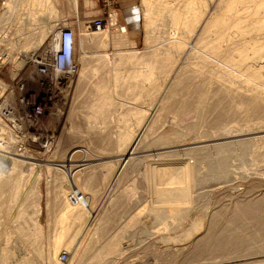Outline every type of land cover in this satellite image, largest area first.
Listing matches in <instances>:
<instances>
[{"label":"rangeland","instance_id":"obj_1","mask_svg":"<svg viewBox=\"0 0 264 264\" xmlns=\"http://www.w3.org/2000/svg\"><path fill=\"white\" fill-rule=\"evenodd\" d=\"M12 1H15V0H7V1L6 0H0V86L6 88V85H10L14 81H17V78H21V84L23 83V87H22V85H20V86L23 88V90L25 92L27 86H26V83H24V78H25V75L27 74L29 68H31V67H29L28 63L23 64L24 57H22V55H24L28 51L31 53L32 50L40 48L43 45V43L45 42L46 38L50 34H53L54 32L50 31V29L48 27H45L47 20L43 19L44 17H42V16L46 17L47 16L46 14H48L50 11H49V9L44 8L42 3H41L42 5H41V4L35 3L34 0H18L19 4L17 3L16 9H13L14 7L11 4L9 6H7V8H5L6 2H12ZM107 1H109L111 3L110 10L116 14V18L118 19L119 24H117V27L120 28V26H121L122 28L126 29V32H127L126 35H127L128 41L130 42V44H129L130 46L125 47L126 48L125 51H127V52H130V51L139 52L141 54V62L139 65L135 66V64H128L125 60H122L119 57L117 58V56H118L117 53L120 52L121 50H123V48H124V47H121L118 44L114 43V41H112L113 33L114 32H116V33L120 32V30L118 28L116 29L113 27V28L106 29L109 32L108 33L109 41H107L106 45H101V43H98L97 41L88 43L87 39L89 38V33L91 31L95 32L93 30V27L91 25L89 26L88 21L91 19L92 16L100 15V13L105 8V4H106L105 0H51L50 1L53 4V5L51 4L52 5L51 7H55L56 11H57V12L56 11L54 12L56 14H54V16H53V20L57 19L56 21H54L56 23V28L58 27L59 22L63 21V20H64V22H66V21L70 22L72 27H74L76 29V33H78V29L80 27V38H79L80 41L78 44L79 46L77 48V53H78L77 58L81 64L80 65L81 69H80V72L78 74V77H76L73 80V84L72 83L70 84L71 88H70V86L68 87V91L66 93V98L63 97L62 99H60L58 101V103L60 105L56 106V108H55L56 112L51 113L47 117L48 112L44 111L33 122V124H35V125L29 126V127H26L23 125L24 127L21 126L22 129H15V128L13 129L14 134H16V136H18V138H16L17 143L16 142L14 143V149L16 152H19L20 154L21 153L22 154L20 156H18L16 154L11 155L10 150H9V152L7 151L8 149H4V150L0 151L2 158L3 159L5 158L3 160L4 166L7 165V167H5V170H1V173H0V179H1L0 180V264H6L8 260H11L10 261L11 263L8 261V264H49V263L50 264H99L100 262H101V264H148V263L149 264H159L161 262V260L158 259L157 257H159V256H160V258L164 257V255L166 253L168 254L169 250H171V248L174 245H176V243L177 244H179V243L184 244L185 242H188L190 238L195 239L196 235L199 233V231H202L203 228H204V231H208V230H210V228L212 229V231L218 230V229L220 232L223 231L221 233L222 238L220 240H218L216 242H211V245H210L211 247L209 248V250L212 249V252L215 253V252H222L223 250H226L227 249L226 246H235V245L241 246L242 239L240 238L239 232L245 231V234H247L246 231H250V230L256 231L257 230L256 229L257 224L259 222L262 223L264 221V214L259 216L260 219L259 218L258 219H252V217H254L252 214L250 215L251 216L250 218H246V217L245 218L244 217L243 218H236V217H234V214L236 215V213L244 212L245 210H246V212L247 211L249 212L250 208L247 209V207H245V205L249 201L252 202L254 200V202H252L253 206H257V204L260 203L257 207H254V209H252L250 212L256 211L257 209H255V208H259L260 205H264L263 204L264 201H262V199L264 197V196H262V195H264V163H262L259 167L258 163H254V161L253 162L251 161L254 157L256 158V156L257 157H259L260 155L262 156V151L264 152V149L262 150L261 147H264V145H263L264 140H262L263 146L260 144L259 146H261V147L260 148L258 147L257 150H256V148H253V150L255 151L254 152L252 150V146L251 145L249 146V142H248L249 139L247 140V138L241 137L245 133V131L240 132V129H243L242 127L247 125L246 121L247 120L250 121V119H249L250 116H252V115L254 116V117L252 116L253 120H252V117H250L252 121H257L256 119H260L261 118L260 116L263 114L261 113V111H258L255 109L253 110V108H247V106H246V107L242 108L243 110L240 111L242 116H239L240 113L237 112V109H234L235 107H233V108L231 107L230 108L231 110L229 109V107H230L229 103L226 102V100L222 99V96L224 97V95H221V94H219L220 96H213V99L211 97L209 100L205 101L203 103V106L205 107V109L204 108L201 109L198 105H196L198 102L195 99L197 91L193 88L194 86L192 87L193 90L190 87L194 83L199 84V86H201L202 88L212 86L213 80L211 82L209 81V78H208V80H206L207 74L205 76H202L198 73L193 74L194 71L186 70L184 73L185 75L183 74L181 76L182 80L180 82H182V83L181 84L179 83L176 86V89H175L176 91L173 93V99H170L171 100V101L169 100L170 102L168 101L166 107L168 108L172 104H174V105L179 104L181 106L183 103L187 104V106L185 108L181 109V111L184 110L183 112L180 111L179 113H176V114L174 112H172L171 110H168L169 108L168 109L166 108V110L162 111V113H161L162 116L159 115L158 118L156 117V120H157V122H155L156 123L155 125L157 127L156 129H159V127L161 128V126H162L163 129L168 128V130L166 133H164L162 135L163 137H161L159 140H157L154 143V145L151 146L153 151L151 149L149 152H147L143 156V154H141L137 150L133 149L135 146V143L131 142L132 144H129L130 143V141H129L128 142L129 146H128V144L124 146L126 149L124 147H122L124 144L123 145L119 144V142H118L120 140L119 136L125 135V132H127L126 129L129 128L128 125L130 126V124L132 125L133 123L136 122L132 116H135V114L137 112L134 113V115H132V116L130 115L131 114L130 112L133 113L135 108H139V109H141V107L146 108L149 105V102L151 104V102L153 101L152 104H154L156 101H157L156 103H158L161 100V97L156 98V96L154 97V100L147 99V94L144 92V90L139 93L138 88H140V86H138V84H136V81L133 78V74H135V71L140 73L139 79L142 82V88H145V83H144V80H146V78L144 76L145 70H146V72L150 71V67H151L152 71H154V74L155 73L157 75L161 74L162 69H163L162 66L160 65L161 63H159V62L157 63L155 61L149 62L147 60V55L145 54V52H147L148 50L152 51L153 48L155 47L153 45L151 46L150 43H147V39L149 41H150V39L151 40H153V39H164V40L168 39L169 36L167 35V32H168L167 30H169L168 27L171 26V23H170L171 21H169V19L166 18V16H168V14H167L168 12H166V11L162 15L160 14L158 16V14L155 11V10H157V8L154 9L152 7L154 14H150V13H152V11L147 8L148 6H147V4H145L144 0H107ZM172 1H173L174 5L171 7L172 8L171 14L173 13V10H174L173 8H175V5L178 6L177 9L180 12V10H182V8L186 5V3L189 2V0H179L180 2L178 0H172ZM205 1H207V3L209 4V5L207 4V6H209L208 9L210 12L212 9H214L217 6V3H218V2H216V0L215 1L214 0L213 1L205 0ZM4 2H5V4L3 6ZM47 2L49 3L48 0H47ZM151 2H152V5L155 7L156 2H159V1L151 0ZM178 3H181V5H179ZM184 3H185V5H184ZM35 4L37 6H35ZM128 5H130L132 10H135L134 13L136 15V18H134V19H136L138 21V28H136V30L134 29L133 31L130 30L128 27H126L125 23H123V21L121 20V17H120V10L119 9H122V8L128 9ZM211 6H214V7H211ZM3 7L5 8L4 9L5 11H8L7 9H9V11H8L9 14L6 13L8 15H6V14L3 15V11H2ZM42 7H43V9H45L44 10L45 12L43 10H41L43 12L38 10V8H42ZM62 7H64V8H62ZM31 10L33 11V12H31V14H33V16H34L33 18L36 21L34 19H31L32 15H31V17L29 16L30 19L27 16V13ZM148 10H150V12H148ZM47 11H49V12H47ZM12 12H14V13H12ZM148 13H149V15H148ZM169 13H170V11H169ZM11 14H12V16H10ZM36 15H37V17L35 18ZM50 15H52V14H50ZM147 15L149 17L151 16L153 18H156V17L161 18V22L157 21V23L160 24V26L157 28L154 27V29L157 30L156 31L157 35L155 36V34H154V37H152V35H151V34H153L152 31H154V29L152 31L149 30V28L151 27L150 23L147 27V24H148L147 21L151 22V17L149 18ZM3 16H4V18H3ZM38 17H40V18H38ZM54 17H55V19H54ZM77 19H78V21H77ZM154 22L155 21L153 20V24H152L153 26H154ZM161 23L163 25H166V26L162 27ZM32 24H33V26H32ZM165 27H166V30H164ZM158 28H159V30H158ZM12 31H14V32H12ZM17 33H18V35H17ZM35 34H37V35H35ZM15 35H16V37H15ZM148 35H150V36L148 37ZM250 37H252V36H250ZM8 38H9V40H8ZM174 38H177V37L175 36ZM32 39H33V41H32ZM83 42L85 44H87V46H85L83 44ZM30 44H31V46H30ZM12 45H13V47H12ZM115 45H117V46H115ZM157 46L158 45H156V47ZM7 47H9V48H7ZM105 52H108L109 54L112 53L111 56L113 57V60H114L113 65L109 66L108 64H106L107 62H105L103 60L100 61L99 65L96 64L97 61H90L93 56L101 55V54H104ZM83 53L85 54V56L89 57L88 60L90 62H88L86 64L82 63L81 59H79V55L83 54ZM142 54L145 55L144 58H142V56H143ZM21 62H22V64H21ZM209 64H211V65H208L210 67H208L207 69H209L211 72H213V70L215 68H218L217 66H219V63L216 61H213ZM19 65H20V67H19ZM211 69H213V70H211ZM16 70H17V75L13 78V73ZM214 72H216V69L214 70ZM174 74H175V72H174ZM191 75H194L195 79ZM199 75H200V77H199ZM122 79H123V81H122ZM128 80H129V82H128ZM186 83H190V84H186ZM200 83H202V84L200 85ZM16 85L17 84H14V87H12V88L14 89L15 92H18L17 91L18 88ZM156 86H157L156 84H153L151 86V88L152 87L155 88ZM213 86H215L214 88L217 87L215 84ZM146 88H147V86H146ZM189 89H190V91H189ZM8 90L9 89H6L1 95L4 97L7 94ZM20 91H21V89H20ZM101 92H103V93H101ZM61 93H62V91H61ZM191 93H195V94L193 95ZM174 94H176L175 95L176 97L174 96ZM103 95H104V97H103ZM209 95L211 96V95H213V93L210 92ZM189 97H190V99H189ZM103 98H105V100H103ZM106 98H108V99H106ZM217 98H218L219 102L217 101ZM183 99L185 100V102L183 101ZM211 99H212V101H210ZM236 99H237L239 105L241 103V100H244L240 97H236ZM238 99L239 100L241 99V100L239 101ZM98 103H99V105H98ZM211 103L212 104L214 103L213 104L214 106ZM152 104H151V107H152ZM101 105H103V106H101ZM207 105H208V107H207ZM111 106H113V107H111ZM138 106H140V107H138ZM195 106L196 107L198 106V108H195ZM212 107L214 110L216 109L215 112L213 109H212L213 111L209 110ZM89 108H91V109L93 108L94 110H98V109L103 110V108H104V111L102 113V117H103L102 121L104 122V126L102 124L103 122H100L99 119L96 117L97 116L96 113H91V112L87 113L86 110ZM223 108H225V109H223ZM114 109H116V110H114ZM199 109H201V111L203 113ZM232 109H233V111H232ZM247 109L249 110V112ZM227 110H230V111H227ZM218 111L220 114L225 112L227 114V116L225 117V114H222V116H224V117H221L220 114H217ZM169 112H170V114H169ZM234 112H235L237 117L233 116V118H232L231 115L234 114ZM247 112H248V114L249 113L250 114L252 113V114L251 115L249 114V117H247L245 119L244 116H247L245 114ZM108 114H110V115H108ZM243 114H244V116H243ZM258 114H259V116H258ZM121 115H123V116L121 117ZM117 116H118V118H117ZM109 117H111V118H109ZM215 117H216V121H213V118H215ZM219 117H221L222 119H220ZM242 117H243V119H242ZM262 118H264V117H262ZM218 120H220L221 122L223 121L222 123L228 121L226 124L229 127L228 128L229 129L228 134H225L224 132H220V133H224V135L219 134V127H216L217 123H218V125L220 124V121H218ZM108 121H109V124H107V123L105 124V122H108ZM116 122H118V123H116ZM234 122H235V124H234ZM237 122L239 124H236ZM204 123H206L207 126ZM242 123L245 125H243ZM94 124H95V126H94ZM96 125H98V127ZM146 125H147V123L145 121L141 125V129L138 132L139 134L143 132ZM202 125H204V126H202ZM211 125H213L215 128ZM236 125L239 127H237ZM96 128H97V131H96ZM204 128H206V129H204ZM233 128L235 130L236 129L237 130L234 131ZM163 129L161 128L159 131H161ZM18 130H21V131H18ZM213 130H215V131H213ZM155 131L157 132L158 130H155ZM204 131H206V132H204ZM93 133H94V135H93ZM262 134L263 135H260V136H262L264 138V130H262ZM34 135H35V137H37V135H38L37 139H40L43 144H47L49 141H51L52 146H50L49 150L44 149V147H40V145H38V143L35 142V140L31 141L30 138L31 137L33 138ZM198 146H200V147H198ZM25 147L28 148L30 151L26 150ZM181 148L183 151L181 150ZM201 149H203V150H201ZM216 149H218V150H216ZM219 150H221V151H219ZM154 151H155V153H154ZM158 151L165 152L166 154H168L170 156H177V157H180V156L186 157L187 156L191 161L194 162V166L190 170H188V174L186 175V177L184 176V178H183L179 174H177L173 178L172 177V173L174 172L172 169L173 167L171 165H168V164H167L168 166L162 165L158 168V170L156 169L155 174H156V172H157V174L156 175L154 174V178L151 180V182H147L148 183V186H147L145 181H143V174L145 171V166L147 165L146 161L152 160ZM184 151H185V153H184ZM219 152H220V156L218 155ZM180 153H182L183 155ZM253 153L254 154L256 153V154L254 155ZM121 154L124 157H122ZM174 154H176V155H174ZM184 154H185V156H184ZM10 156H11V159H10ZM13 156H15V158ZM68 157H70V158H68ZM131 157H137L138 158V161L136 164H134L132 162ZM27 158H29V159H27ZM80 159H81V161H80ZM130 159H131V161H130ZM261 160H264V159H261ZM33 161H36L35 164H33V165H36L37 162H38L37 164L42 165L41 170L39 171L40 176L38 175V173L36 174V171L34 170L35 168H33L34 166L31 165ZM29 163H31V164H29ZM51 163H53V164H51ZM128 163H130V164H128ZM252 163H253V165H252ZM109 164L111 165L112 168L110 167ZM255 164L256 165L258 164V165L256 166ZM57 165H59V167ZM73 165H74V167H73ZM75 165L77 168L75 167ZM129 165H131V166L129 167ZM9 166H11V167H9ZM163 166H164V168H162ZM14 167H15V169H13ZM108 167H110V169ZM205 167L207 168V170H209L210 167L214 171L218 170L220 172V176H218V174H214L215 175L214 177L209 176L207 173L204 172ZM214 167H215V169H214ZM253 167H255V168H253ZM38 168L39 167H37L36 169H38ZM72 168H73V170H72ZM167 168H169V169H167ZM206 168H205V170H206ZM245 168L248 169L247 171L248 172L250 171V173L253 171L252 175L250 173H248ZM130 169H131V171H130ZM259 169H261L262 172ZM63 170H65V171H63ZM191 170H192V172H190ZM12 172H14V173H12ZM40 172H41V174H40ZM222 172H224V173H222ZM257 172H258L259 176L261 175L260 177L257 175ZM21 174H23V175H21ZM8 175H11V176H8ZM110 175H112V176H110ZM156 176H157V178H156ZM2 177H4V179H2ZM5 177H7V178H5ZM115 177H116V179H115ZM8 178H9V180H8ZM28 178L30 180H28ZM136 178L138 180H136ZM172 178H173V180H175V179L180 180L181 179L180 185H182V186H179V187H180V190L182 188L181 192L183 194L185 193L184 194L185 197H183V198L189 199V202L184 205V208H185V210L183 208L184 212L180 213L181 211L178 212V211H175L173 209L172 210L162 209V211L161 210L158 211L157 214H155L154 212L151 213V211L147 207L149 205L153 204V203L151 204V202H150V200H152V199H153L152 201H155L158 204L159 203L164 204L165 202H167V203L172 202L173 206L175 207L176 210H178L176 208V206L179 207L180 205H183L185 203L184 201L180 202V201H176L177 199H173V198H176V196H174V194L178 193V195H179L180 190H179V187H173V185L170 186L171 182L173 181ZM201 179L203 180V182ZM166 181H167V183H166ZM37 183H38V185H37ZM133 184L134 185L136 184V185L134 186ZM167 184H169V188H168ZM254 184H255V186H254ZM84 185H86V186H84ZM188 185H192L190 187L191 189L186 188V187H188ZM128 186H130V187H128ZM144 186H146L147 188L144 189ZM163 186H164V192L165 193L160 195V196H157L154 192H156L157 189L160 187L163 188ZM131 187H133V188L135 187L137 189V190H134L135 192L137 191L136 193H134L136 195L135 197L133 196L134 198H132V197L128 198L126 196L127 192H129V193L134 192V191L130 190ZM253 187H254V189H253ZM37 188L39 189L38 195L35 192V190ZM183 188H184V191H186V192L183 191ZM246 188H249V189H247L249 191L245 190ZM257 188H259V189H257ZM144 190H146V192ZM251 190H254V192L251 193ZM123 191L126 193L125 196H123L124 195ZM194 191H195V193H194ZM151 192H153V193H151ZM244 192L245 193L247 192L246 193L247 195L244 194ZM249 193H250V195H248ZM253 193H255V195ZM256 194H258V195H256ZM39 195H40V197H37ZM57 195L59 198H55V197H57ZM119 195H121V196H119ZM259 195H260V197H259ZM83 196H84V198H83ZM114 196H117L118 201H115ZM111 197L112 198L114 197V199H112ZM119 197H121L120 200H119ZM257 197L259 198L260 202H259V200H257L258 199ZM36 198H38L37 200L39 202H37V203H39L40 206L38 204H37L38 206L36 205ZM226 198H227V200H226ZM228 198H230L231 200ZM240 198H243L241 200H246V201H243V203L244 202L245 203L241 206H240V204H242L241 203L242 201L239 200ZM248 198H249V200H248ZM49 199L51 200V203H52V206L54 209L50 213H49L50 210L48 211V209H47V207H49V206H47L48 205L47 202ZM53 199L54 200L57 199V200L54 201ZM127 199H130L131 201H129ZM235 199L238 200V202ZM79 200H81V201H79ZM110 200L112 203L110 202ZM233 201L234 202L236 201V202L234 203ZM218 202L220 203V205ZM172 203H171V205H172ZM254 203H255V205H254ZM175 204H176V206H175ZM81 205H83V206H81ZM88 205L91 208H89ZM237 205H239V206H237ZM195 206H197V207H195ZM243 206H244L245 210L243 209ZM37 207L39 208V212L37 211L38 210ZM78 207H79V209H78ZM85 207H86V209H85ZM232 207H234V208H232ZM236 207H239V209L242 208V210L240 209L239 211L236 212L235 211ZM186 208H187V210H186ZM214 208H216V210ZM260 208H262V207H260ZM56 209H58V210H56ZM83 209L87 210L88 213L86 214V211ZM220 209L223 212H221ZM218 210L220 212V215H219L220 217H213V215L216 214L218 212ZM81 211L82 212L85 211V212L82 213ZM148 211H150V212H148ZM163 211L166 213V215ZM171 211H172V213H170ZM174 211H175V213H174ZM162 212L164 213V215ZM227 212H229V213H227ZM261 212L264 213L263 210ZM261 212H260V214H261ZM184 213H186V214H184ZM53 214H54V217H53ZM36 215H38V216H36ZM178 215H180L181 217L179 218ZM102 216L104 219L102 218ZM164 216H166V217H164ZM106 217H108V219ZM60 218H62V219H60ZM216 218H219L218 222H217ZM157 219H159L160 223ZM173 219H175V220H173ZM178 219H179V221H178ZM229 219L232 221V224L234 226H231V225L229 226V222L231 224V221ZM234 219L236 221H234ZM19 220H20V222H19ZM34 220H35V222H34ZM81 220H83V221H81ZM155 220L157 221V222H155L156 224L154 223ZM176 220H177V222H176ZM213 220H214V222H213ZM237 220H239V221H237ZM104 222H106V224ZM237 222H239V223H237ZM35 223H36V225H35ZM178 223L180 225L179 229L176 227V225L178 226ZM208 223L209 224L212 223L211 226H208ZM217 223H219V224H217ZM234 223H236L238 226L241 225L242 229L238 228L239 230H235V228L237 229V225ZM32 224H33V226H32ZM103 224L105 225V230L102 231V233H100V236L98 235L99 233L95 234L96 230L99 228V226L103 225ZM154 224L155 225L158 224V226H156V227L160 228V229H157V228L155 229ZM213 224L215 225L214 227H213ZM59 225H62V226H59ZM17 226H18V228H17ZM35 226H38L39 230L37 227L35 228ZM107 226H109V227H107ZM165 226H166V229L164 228ZM190 226L192 227L191 228L192 232L190 231L191 230ZM207 226L209 227L208 230H207ZM170 228H171V231H170ZM193 228H194V230H193ZM186 229H187V231H186ZM16 230H17V232H16ZM81 230H82V232H81ZM110 230H111V232H110ZM125 230H127V231H125ZM156 230H158V231H156ZM162 230H164L165 232ZM119 231H120V234H119ZM188 231H190V233ZM259 231L262 234H264V229H259ZM97 232H98V230H97ZM181 232H184V233H181ZM115 233H117L119 236ZM114 234L117 235V238H112L113 236L115 237ZM32 235H34V236H32ZM176 235H177V237H176ZM9 237H10V239H9ZM98 237L100 239L99 241L97 240ZM128 237H129V239H128ZM112 239L120 242L118 247H116L118 255L117 254L114 255V253L106 255L107 249L109 247H111V245H113L112 243L115 242V241L112 242L111 241ZM184 240H185V242H184ZM4 241L7 245L5 243H3ZM106 241H108V243ZM221 242L224 243V246H222ZM104 243H105V245H104ZM115 244H116V242H115ZM257 244H258V242H257ZM262 244L264 245V243H262ZM52 245H53V247L58 248V251H57L58 253H56L57 255L55 253H52L53 258L55 256L56 257L53 260H49V258H47V255H45L44 253H46L49 246L52 247ZM57 245H60V246L57 247ZM250 245L253 248L254 244H253V246H252V244H250ZM3 246H6V248L8 249V252H6L7 250H5V252L3 251L4 250V249H2ZM102 246H104V248ZM10 247L13 249L16 248L15 257L14 258L11 257L10 259L8 257L5 260V259H3L4 258L3 256H4V254L9 253V251L11 250ZM167 247H168V249H167ZM243 247L244 248L248 247V245H246V242L244 243ZM9 248H10V250H9ZM35 248H38V249L36 250ZM161 248H163V249H161ZM100 249H101V252H100L101 254H102V252L105 251L104 249H106V252L103 253L104 255H101V254L98 255ZM25 250L28 251V252L26 251L27 257H26L25 261L17 262L16 261L17 256L20 255L21 252L25 253L24 252ZM62 250H66L68 252V254H67V259L65 261H61V263H60V262H58L59 260H57V258L59 259L58 255H59V252ZM198 250H199V248H198ZM1 252L3 253V255ZM194 252H196V251H194ZM194 252H193V254L197 253V252L196 253H194ZM212 252H209V253H212ZM43 254L46 257L45 256L43 257ZM161 255H163V256H161ZM5 256H8V255H5ZM103 256H106V258L101 259V257L103 258ZM13 259H15L16 262H14ZM97 259H99V261ZM180 259L181 260L179 261V263L182 261V259L188 261V259H190V258H184L183 257ZM4 260L6 261V263ZM22 262H24V263H22Z\"/></svg>","mask_w":264,"mask_h":264},{"label":"bare ground","instance_id":"obj_2","mask_svg":"<svg viewBox=\"0 0 264 264\" xmlns=\"http://www.w3.org/2000/svg\"><path fill=\"white\" fill-rule=\"evenodd\" d=\"M35 3H38V4H43L44 8H47L49 9V13L46 14L47 16H42L44 17L43 19L47 20V23L45 24V27H48L50 29V31L54 32L53 34H50L52 35L53 37L56 36L57 34V29L56 27H54L56 25V23L54 21L56 20H53V16L55 11H56V8L55 7H51L53 4L50 2L51 0H48L49 3L47 2V0H34ZM145 1V4H147V8L150 9L152 11V13L150 14H154L153 10H152V7L155 9L157 8L156 13L158 14V16L163 13L168 12V16H166V18L169 19V21H171V26L168 27L169 30H167V35L169 36L168 39L164 40V39H153L150 41L147 39V43H150L151 46H155L153 48L152 51H147L145 52V54L147 55V60L149 62L151 61H155V62H159L161 63L160 65L162 66V72L161 74H154V71H152L151 67H150V71H147L145 70L144 72V76L146 78V80H144V83H145V88L147 86V88H142V82L141 80L139 79V72H136L135 71V74H133V78L135 79L136 81V84H138V86H140V88H138V92H142L144 90V92L147 94V99L149 100H154V97L156 96V98L158 97H161V100L160 102L158 103H153V101L151 102L152 104V107H151V104L149 102V105L146 107V108H142L139 109V108H135L134 112H130L131 116L135 114V116H132L134 119H135V123H133L132 125L130 124V126L128 125V129H126L127 132H125V135H121L119 136L120 140L118 141L119 144L123 145L122 147H124L125 145L128 144V142L130 141L129 144H132V143H135V146H134V150H137L138 152H140L141 154H143V156L149 152L152 148L151 146L154 145V143L159 140L161 137H163L162 135L164 133L167 132L168 128H164L161 126V128L163 130L159 131L161 128L159 127V129H156V123L157 120H156V117L158 118L159 115H161L162 111L166 110V106H167V103L170 99H173V93L176 91V86L182 82H180L182 80L181 76L185 73L186 70H191V71H194L193 74H200L202 76H205L207 74V78L206 80H208L209 78V81L211 82L213 80V83H212V86H208L206 88H202L201 86H199V84H191L192 86L190 88H193L197 91V94H196V97L195 99L198 101L196 105H198L201 109H205V107L203 106V103L207 100H209L211 97L213 99V96H220L219 94L221 95H224V97L222 96V99L226 100V102L229 103V109L232 107H235L234 109H237V112L240 113L241 110H243L242 108L246 107L247 108H253V110H258V111H261V113L263 115H261L260 119H256L257 121H252L253 120V117H252V120L251 118L249 117V110L247 113H245L247 116H244V118L246 119L247 117H249L250 121H245L247 122V125L246 126H241L243 129H240V132L241 131H245V133L242 135L241 133V137L243 138H247V140L249 139V146L251 145L252 146V150L253 148H256V150L258 149V147L260 148L261 146H259L260 144L262 145V140H264V138L260 135H263L262 134V130H264V0H216L217 3V6L211 10V12L209 11L208 7L207 6V1L205 0H189L188 3H184V7L182 8V10H180V12L178 11L177 7L175 5V8H173V13L171 14V11H172V6L174 5L173 1L172 0H157L159 2H156V5L155 7L152 5V2L151 0H144ZM179 1V0H178ZM213 1V0H211ZM215 1V0H214ZM175 2V1H174ZM180 2V1H179ZM17 3L19 4V1L18 0H15V1H12V2H6V6L5 8H7V6H9L10 4L13 5V9H16L17 7ZM182 3V2H181ZM181 3H178L179 5H181ZM41 4V5H42ZM52 4V5H51ZM31 5V4H30ZM209 5V4H208ZM214 5V4H213ZM216 5V4H215ZM29 6V5H28ZM35 6H37L35 4ZM39 6V5H38ZM183 6V5H182ZM211 7H214V6H211ZM4 8V9H5ZM34 8V7H33ZM146 8V9H147ZM9 11V9H7ZM34 10V9H33ZM36 10V9H35ZM39 11L41 10H45L42 8H38ZM150 10H148V12H150ZM6 11L8 14L9 12ZM25 11V10H24ZM27 11V10H26ZM41 11V12H43ZM170 11V13H169ZM5 12V11H4ZM3 12V13H4ZM15 12V11H14ZM12 12V13H14ZM31 12H33L32 10L29 11L27 13V16L31 17V19H34L33 17V14H31ZM45 12V11H44ZM57 12V11H56ZM6 14V15H8ZM37 14V13H36ZM149 15V13H148ZM147 15V16H148ZM166 15V14H165ZM12 16V14L10 15ZM146 16V15H145ZM29 17V19H30ZM37 17V15L35 16V18ZM56 17V16H55ZM54 17V19H55ZM149 17V16H148ZM151 17V16H150ZM149 17V18H150ZM4 18V17H3ZM40 18V17H38ZM163 18V17H162ZM35 20V19H34ZM148 20V19H147ZM153 20L155 21L154 22V26L152 25L153 24ZM36 21V20H35ZM40 21V20H39ZM42 21V20H41ZM157 21H160L161 22V18L159 17H156V18H153L151 17V22L150 21H147L148 24H147V27L150 23V28L149 30H153L154 27H159L160 24L157 23ZM33 22V21H32ZM44 22V21H43ZM42 22V23H43ZM107 25L105 28L103 29H95L93 27V31H91L89 33V38L87 39L88 40V43L90 42H94V41H97L98 43H101V45H106L107 41H109V37H108V30L106 29H109V28H118L120 30V32H112L113 35H112V41H114V43L118 44L119 46L121 47H124L123 50H121L120 52L117 53V58L119 57L120 59L122 60H125L128 64H135V66L139 65L140 62H141V54L139 52H127L125 51V47L127 46H130V42L128 41L127 39V35H126V29L125 28H122L120 26L117 27V24H119L118 22V19L116 18V15L113 13V15H111V18L107 21ZM8 23V22H7ZM38 23V22H37ZM40 23V22H39ZM18 24V23H17ZM34 24V23H33ZM32 24V26H33ZM162 24V23H161ZM30 25V24H29ZM35 25V24H34ZM41 25V24H40ZM60 26L59 27H62V26H70L72 27L71 23L68 22H64L63 21H60L59 24ZM91 24L89 23V26ZM166 25H163L162 24V27H164ZM27 27V26H26ZM30 27V26H29ZM17 28V27H16ZM33 28V27H32ZM161 28V27H160ZM20 29V28H19ZM31 29V28H30ZM72 29L74 30V33H75V61L78 65V68H77V71L75 73V75L72 77L71 75L67 76V83H66V86L65 88H63V86L61 87L62 89V93H60L61 90H58L57 92L54 93V101H53V104H52V107L51 109L48 111V114H47V117L53 113V112H56L55 108L57 105H60L58 103V101L60 99H62L63 97L66 98V93L68 91V87L70 86V84L72 83L73 84V80L78 77V74L80 72V69H81V64L78 60V53H77V48H78V44H79V38H80V27L78 29V33H76V29L74 27H72ZM17 30V29H16ZM21 30V29H20ZM19 30V31H20ZM43 30V29H42ZM46 30V29H45ZM111 30V29H110ZM159 30V28H158ZM163 30V29H162ZM166 30V27L165 29ZM177 30V31H176ZM11 31V30H10ZM18 31V32H19ZM112 31V30H111ZM150 31V32H151ZM156 31L154 29L152 37H154V34L155 36L157 35L156 34ZM14 32V31H12ZM23 32V31H22ZM159 32V31H158ZM40 33V32H39ZM16 34V33H15ZM44 34V33H43ZM42 34V35H43ZM148 34V33H147ZM18 35V33H17ZM37 35V34H35ZM45 35V34H44ZM159 35V34H158ZM166 35V34H165ZM177 38H174L175 36ZM150 35H148L149 37ZM164 36V35H163ZM252 36V37H250ZM6 37V36H5ZM11 37V36H10ZM16 37V35H15ZM18 37V36H17ZM20 37V36H19ZM29 37V36H28ZM37 37V36H36ZM43 37V36H42ZM151 37V38H152ZM165 37V36H164ZM250 37V38H249ZM12 38V37H11ZM10 38V39H11ZM167 38V37H166ZM17 39V38H16ZM44 39V38H43ZM9 40V38H8ZM36 40V39H35ZM11 41V40H10ZM9 41V42H10ZM33 41V39H32ZM28 42V41H27ZM85 42V41H84ZM83 42V44L85 46H87V44H85ZM160 44V45H159ZM162 44V45H161ZM9 45V44H8ZM7 45V46H8ZM11 45V44H10ZM156 45H158L156 47ZM31 46V44H30ZM117 46V45H115ZM132 46V45H131ZM13 47V45H12ZM5 48V47H4ZM9 48V47H7ZM6 48V49H7ZM15 48V47H14ZM36 49L32 50V51H35ZM4 51V50H3ZM13 51V50H12ZM31 51V52H32ZM138 51V50H137ZM10 52V51H9ZM7 53V52H6ZM30 52H26L24 55H22V57H24V62L23 64L27 63L28 59L29 61H31L30 57L28 56ZM144 53V52H143ZM8 54V53H7ZM112 54V53H111ZM111 54H109L108 52H105L104 54H101V55H96V56H93L91 58L90 61H97L96 64H100V61H105L107 62L106 64H108L109 66L113 65L114 64V60H113V57L111 56ZM143 55V54H142ZM114 56V55H113ZM116 56V55H115ZM145 55L142 56V58H144ZM89 57L85 56V54H80L79 55V59H81L82 63H88L90 62L88 60ZM115 59V58H114ZM213 61H216L219 63V66H217L218 68H215L216 69V72H214L213 69V72H211L209 69H207L208 65H211L209 63L213 62ZM120 62V61H119ZM154 62V63H155ZM22 64V62H21ZM20 64V65H21ZM19 65V67H20ZM124 65V64H123ZM207 65V66H206ZM115 66V65H114ZM119 66V65H118ZM125 67V66H124ZM212 68V67H211ZM33 69V68H32ZM137 69V68H136ZM115 70V69H114ZM161 70V69H160ZM117 71V70H116ZM187 71V72H188ZM33 72V71H32ZM175 72V74H174ZM211 72V73H210ZM158 73V72H157ZM54 75H57L56 73H53ZM110 74V73H109ZM115 74V73H114ZM17 75V70L13 73V78ZM112 75V74H111ZM142 75V74H141ZM185 75V74H184ZM199 75V77H200ZM194 79V75H191ZM184 77V76H183ZM198 77V78H199ZM132 78V79H133ZM187 78V77H186ZM191 78V77H190ZM192 78V79H193ZM114 79V78H113ZM112 79V80H113ZM204 79V78H203ZM202 79V80H203ZM123 81V79H122ZM187 81V80H186ZM116 82V81H115ZM129 82V80H128ZM133 83V82H132ZM193 83V82H192ZM14 84H17V88H18V92H15L14 89L12 87H14ZM111 84V83H110ZM153 84H156L157 86L155 88H151V86ZM186 84H190V83H186ZM202 83H200L201 85ZM207 84V83H206ZM216 85L217 87L214 88L215 86L213 85ZM6 85V84H5ZM21 85V78H17V81H14L13 83H11L10 85H6V88L4 87H1L0 86V95L6 90V89H9L7 94L5 95V98L6 99V102L8 104H12L11 106L15 109V106L20 104V99L22 97V95L24 94V90H23V85L22 87L20 86ZM204 85V84H203ZM210 85V84H209ZM114 86V85H113ZM112 86V87H113ZM67 87V88H66ZM71 88V86H70ZM178 88V87H177ZM192 88V90H193ZM21 89V91H20ZM184 90V89H183ZM180 91V90H179ZM182 91V90H181ZM190 91V89H189ZM195 91V92H196ZM98 92V91H97ZM127 92V91H126ZM164 92V93H163ZM213 93V95H209V93ZM17 93V94H16ZM103 93V92H101ZM177 93V92H176ZM180 93V92H179ZM184 93V92H183ZM100 94V93H99ZM138 94V93H137ZM145 94V95H146ZM191 94H195V93H191ZM102 95V94H101ZM162 95V96H161ZM176 94H174L175 96ZM180 95V94H179ZM24 96V95H23ZM108 96V95H107ZM114 96V95H113ZM112 96V97H113ZM141 96V95H140ZM139 96V97H140ZM187 96V95H186ZM190 96V95H189ZM192 96V95H191ZM2 97V95L0 96ZM104 97V95H103ZM115 97V96H114ZM176 97V96H175ZM179 97V96H178ZM188 97V96H187ZM236 97H240L244 100H241V103L240 105L238 104V101L236 99ZM102 98V97H101ZM143 98V97H142ZM184 98V97H183ZM215 98V97H214ZM219 98V97H218ZM218 98H217V101H218ZM108 99V98H106ZM114 99V98H113ZM190 99V97H189ZM212 99L210 101H212ZM103 100H105V98H103ZM192 100V99H191ZM223 100V101H224ZM239 100V99H238ZM239 100V101H240ZM138 101V100H137ZM171 101V100H170ZM169 101V102H170ZM174 101V100H173ZM183 101L185 102V100L183 99ZM193 101V100H192ZM216 101V100H215ZM188 102V101H187ZM219 102V101H218ZM217 102V103H218ZM225 102V103H226ZM106 103V102H105ZM201 103V104H200ZM209 103V102H208ZM216 103V102H215ZM104 104V103H103ZM111 104V103H110ZM113 104V103H112ZM134 104V103H133ZM170 104V103H169ZM212 104V103H211ZM214 104V103H213ZM212 104V105H213ZM99 105V103H98ZM120 105V104H119ZM178 105V106H177ZM172 104L171 106H169L167 109L168 110H171L172 112H174L175 114L176 113H179L181 111V109L185 108L187 106V104H182L181 106L179 104ZM193 105V104H192ZM217 105V104H216ZM215 105V106H216ZM221 105V104H220ZM219 105V106H220ZM224 105V104H223ZM227 105V104H226ZM225 105V106H226ZM103 106V105H101ZM129 106V105H128ZM198 106L195 108H198ZM214 106V105H213ZM100 107V106H99ZM110 107V106H109ZM113 107V106H111ZM122 107V106H121ZM140 107V106H138ZM208 107V105H207ZM96 108V107H95ZM108 108V107H107ZM115 108V107H114ZM126 108V107H125ZM188 108V107H187ZM215 108V107H214ZM220 108V107H219ZM226 108V107H225ZM223 108V109H225ZM112 109V108H111ZM117 109V108H116ZM114 109V110H116ZM201 109H199L201 111ZM208 109V108H207ZM213 107L209 110H212ZM222 109V110H223ZM109 110V109H108ZM107 110V111H108ZM214 110V109H213ZM212 110V111H213ZM218 110V109H217ZM221 110V109H220ZM219 110V111H220ZM231 110V109H230ZM230 110H227V111H230ZM87 113H96L97 114V118L99 119L100 122H103V117H102V113L104 111V108L103 110L102 109H98V110H94L93 108H89L86 110ZM110 111V110H109ZM131 111V110H130ZM184 111V110H183ZM181 111V112H183ZM189 111V110H188ZM216 111V109L214 110V112ZM218 111L217 114H220ZM233 111V109H232ZM236 111V110H235ZM116 112V111H115ZM202 112V111H201ZM236 112V113H237ZM110 113V112H109ZM203 113V112H202ZM229 113V112H228ZM260 113V114H261ZM121 114V113H120ZM170 114V112H169ZM216 114V113H215ZM222 114H225V117L227 116V114L224 112V113H221L220 116L221 117H224L222 116ZM252 114V113H251ZM250 114V115H251ZM90 115V114H89ZM93 115V114H92ZM91 115V116H92ZM110 115V114H108ZM113 115V114H112ZM129 115V114H128ZM123 115H121L122 117ZM162 116V115H161ZM169 116V115H168ZM175 116V115H174ZM232 118L233 116H236L235 112L234 114L231 115ZM230 116V117H231ZM239 116H242L241 113L239 114ZM259 116V114H258ZM257 116V117H258ZM114 117V116H113ZM112 117V118H113ZM178 117V116H177ZM185 117V116H184ZM212 117V116H211ZM217 117V116H216ZM216 117L213 118V121H216ZM221 117H219L220 119H222ZM237 117V116H236ZM5 118H8L12 121H14V126L16 128H19V129H22V127L26 126V127H29V126H33L35 124H33L32 122H26L24 120H20V113L17 111L15 113H13V110H12V114L11 115H4V114H0V151L4 150V149H8L7 151L11 152V155H18L20 156L21 154L19 152H16L15 149H14V143L16 142V138H18V136H16V134H14V130H13V127H11L9 125V122L5 119ZM38 118V117H37ZM36 118V119H37ZM111 118V117H109ZM118 118V116H117ZM124 118V117H123ZM131 118V117H130ZM198 118V117H197ZM160 119V118H159ZM215 119V120H214ZM227 119V118H226ZM243 119V117H242ZM255 119V118H254ZM263 119V120H262ZM113 120V119H112ZM123 120V119H122ZM204 120V119H203ZM224 120V119H223ZM237 120V119H236ZM91 121V120H90ZM97 121V120H96ZM116 121V120H115ZM121 121V120H120ZM146 121L147 125L146 127L144 128L143 132L142 133H138L139 130L141 129V125ZM220 121V120H218ZM227 121V120H226ZM238 121V120H237ZM88 122V121H87ZM99 122V123H100ZM112 122V121H111ZM212 122V121H211ZM223 122V121H222ZM220 121V124L216 125V127H219V134H228V126L226 125L227 122H224L222 123ZM230 122V121H229ZM239 122V121H238ZM236 123V124H239V123ZM74 123V122H73ZM94 123V122H93ZM109 124V121L108 122H105V124ZM118 123V122H116ZM159 123V122H158ZM201 123V122H200ZM215 123V122H214ZM103 126H104V122L102 123ZM101 124V125H102ZM120 124V123H119ZM127 124V123H126ZM129 124V123H128ZM178 124V123H177ZM206 125V123H204ZM211 124V123H210ZM235 124V122H234ZM243 124V123H242ZM24 125V126H23ZM39 125V124H38ZM90 125V124H89ZM99 125V124H98ZM98 125H96L98 127ZM196 125V124H195ZM214 125V124H213ZM211 125V126H213ZM230 125V124H229ZM245 125V124H243ZM22 126V127H21ZM37 126V125H36ZM95 126V124H94ZM123 126V125H122ZM204 126V125H202ZM207 126V125H206ZM231 126V125H230ZM237 126V125H236ZM92 127V126H91ZM166 127V126H165ZM168 127V126H167ZM177 127V126H176ZM193 127V126H192ZM199 127V126H198ZM201 127V126H200ZM214 127V126H213ZM233 127V126H232ZM235 127V126H234ZM239 127V126H237ZM236 127V128H237ZM101 128V127H100ZM103 128V127H102ZM121 128V127H120ZM123 128V127H122ZM202 128V127H201ZM215 128V127H214ZM95 129V128H94ZM197 129V128H196ZM206 129V128H204ZM203 129V130H204ZM234 129V128H233ZM155 130H158L157 132ZM237 130V129H236ZM234 129V131H236ZM96 131H97V128H96ZM201 131V130H200ZM208 131V130H207ZM215 131V130H213ZM231 131V130H230ZM38 132V131H37ZM92 132V131H91ZM100 132V131H99ZM123 132V131H122ZM176 132V131H175ZM179 132V131H178ZM182 132V131H181ZM180 132V133H181ZM206 132V131H204ZM220 132H224V133H220ZM247 132V133H246ZM16 133V132H15ZM96 134V133H95ZM124 134V133H123ZM169 134V133H168ZM202 134V133H201ZM239 134V133H238ZM91 135V134H90ZM89 135V136H90ZM94 135V133H93ZM92 135V136H93ZM230 135V134H229ZM179 136V135H178ZM203 136V135H202ZM24 137V136H23ZM22 137V138H23ZM88 137V136H87ZM167 137V136H166ZM6 140H5V139ZM21 138V137H20ZM38 138V135L37 137H34L30 138L31 141L35 140V142L38 143V145H40V147H44V149H48L50 148L51 145V141H49L47 144H43L41 142L40 139H37ZM97 138V137H96ZM172 138V137H171ZM178 138V137H177ZM28 139V138H27ZM101 139V138H100ZM5 140V141H4ZM102 140V139H101ZM111 140V139H110ZM211 140V139H210ZM214 140V139H213ZM235 140V139H234ZM242 140V139H241ZM19 141V140H18ZM176 141V140H175ZM220 141V140H219ZM77 142V141H76ZM132 142V143H131ZM173 142V141H172ZM178 142V141H177ZM188 142V141H187ZM190 142V141H189ZM244 142V141H243ZM17 143V142H16ZM95 143V142H94ZM169 143V142H168ZM218 143V142H217ZM35 144V143H34ZM92 144V143H91ZM128 144V146H129ZM161 144V143H160ZM199 144V143H198ZM214 144V143H213ZM240 144V143H239ZM246 144V143H245ZM186 145V144H185ZM194 145V144H193ZM215 145V144H214ZM221 145V144H220ZM219 145V146H220ZM264 145V143H263ZM262 145V146H263ZM120 146V145H119ZM176 146V145H175ZM192 146V145H191ZM201 146V145H200ZM198 146V147H200ZM243 146V145H242ZM207 147V146H206ZM125 148V147H124ZM192 148V147H191ZM197 148V147H196ZM262 150L264 149V147H261ZM26 150L30 151L28 148L25 147ZM24 149V150H25ZM116 149V148H115ZM120 149V148H119ZM126 149V148H125ZM222 149V148H221ZM241 149V148H240ZM114 150V149H113ZM182 150V148H181ZM203 150V149H201ZM218 150V149H216ZM223 150V149H222ZM15 151V152H14ZM18 151V150H17ZM125 151V150H124ZM127 151V150H126ZM153 151V149H152ZM176 151V150H175ZM180 151V150H179ZM183 151V150H182ZM181 151V152H182ZM221 151V150H219ZM225 151V150H224ZM254 151V150H253ZM260 151V150H259ZM105 152V151H104ZM136 152V151H135ZM178 152V151H177ZM218 152V151H217ZM233 152V151H232ZM239 152V151H238ZM255 152V151H254ZM257 152V151H256ZM1 153V152H0ZM24 153V152H23ZM98 153V152H97ZM126 153V152H125ZM155 153V151H154ZM185 153V151H184ZM225 153V152H224ZM25 154V153H24ZM115 154V153H114ZM138 154V153H137ZM182 154V153H180ZM191 154V153H190ZM189 154V155H190ZM203 154V153H202ZM223 154V153H222ZM254 154V153H253ZM256 154V153H255ZM254 154V155H255ZM97 155V154H96ZM122 155V154H121ZM136 155V154H135ZM139 155V154H138ZM176 155V154H174ZM178 155V154H177ZM183 155V154H182ZM212 155V154H211ZM220 156V152L218 154ZM4 156V155H3ZM79 156V155H78ZM179 156V155H178ZM185 156V154H184ZM192 156V155H191ZM190 156V157H191ZM222 156V155H221ZM227 156V155H226ZM259 156V155H258ZM261 156V155H260ZM259 156V157H260ZM262 156L264 157V152L262 151ZM261 156V157H262ZM5 157V156H4ZM15 158V156H13ZM122 157H124L122 155ZM121 157V158H122ZM139 157V156H138ZM150 157V156H149ZM256 156V158L254 157L251 161L254 163H258L259 164V167L262 163H264V160H261V159H264L263 157L259 158ZM7 158V157H6ZM9 158V157H8ZM70 158V157H68ZM132 158V162L134 164L137 163L138 161V158L137 157H131ZM145 158V157H144ZM143 158V159H144ZM148 158V157H147ZM152 158V157H151ZM220 158V157H219ZM5 159V158H4ZM2 158V155L0 154V173H1V170H5V167L4 166V160ZM10 159H11V156H10ZM29 159V158H27ZM150 159V158H149ZM37 160V159H36ZM68 160V159H67ZM79 160V159H78ZM6 161V160H5ZM81 161V159H80ZM131 161V159H130ZM144 161V160H143ZM34 162V163H33ZM31 165L35 164L36 161H33ZM90 162V161H89ZM147 165L145 166V171H144V174H143V181H145V183L147 184L148 186V183L147 182H151V180L154 178V174H155V171L156 169L158 170V168L162 165H171L173 168V173H172V177L174 178L175 175L179 174L181 177L184 178V176L186 177V175L188 174V170H190L193 166H194V162L191 161L187 156L186 157H183V156H180V157H177V156H170L168 154H166L165 152H162V151H158L155 156L153 157L152 160H147ZM225 162V161H224ZM261 162V163H260ZM38 163V162H37ZM36 165H33L32 167L35 168L34 170L36 171V174L38 173L39 175V171L41 170V166L40 164H37ZM48 163V162H47ZM63 163V162H62ZM15 164V163H14ZM49 164V163H48ZM53 164V163H51ZM55 164V163H54ZM60 164V163H59ZM112 164V163H111ZM130 164V163H128ZM217 164V163H216ZM257 164V165H258ZM72 165V164H71ZM106 165V164H105ZM110 165V164H109ZM132 165V164H131ZM129 165V167L131 166ZM167 165V166H168ZM219 165V164H218ZM253 165V163H252ZM251 165V166H252ZM256 165V164H255ZM256 165V166H257ZM30 166V165H29ZM44 166V165H43ZM49 166V165H48ZM52 166V165H51ZM59 167V165H57ZM63 166V165H62ZM61 166V167H62ZM140 166V165H139ZM228 166V165H227ZM250 166V167H251ZM11 167V166H9ZM37 167H39L38 169H36ZM53 167V166H52ZM74 167V165H73ZM76 167V165H75ZM111 167V165H110ZM110 167H108L110 169ZM220 167V166H219ZM50 168V167H49ZM57 168V167H56ZM77 168V167H76ZM112 168V167H111ZM164 168V166L162 167ZM166 168V167H165ZM206 168V167H205ZM204 168V172L207 173L209 176H215L214 174H218V176H220V172L218 170L214 171L211 167L209 170H205ZM209 168V167H208ZM217 168V167H216ZM222 168V167H221ZM228 168V167H227ZM249 168V167H248ZM255 168V167H253ZM15 169V167L13 168ZM53 169V168H52ZM51 169V170H52ZM169 169V168H167ZM215 169V167H214ZM225 169V168H224ZM246 169V168H245ZM250 169V168H249ZM17 170V169H16ZM25 170V169H24ZM48 170V169H47ZM58 170V169H57ZM73 170V168H72ZM113 170V169H112ZM163 170V169H162ZM221 170V169H220ZM248 169H246L247 171ZM261 172L262 170L259 169ZM9 171V170H8ZM14 171V170H13ZM65 171V170H63ZM122 171V170H121ZM125 171V170H124ZM131 171V169H130ZM200 171V170H199ZM224 171V170H223ZM16 172V171H15ZM25 172V171H24ZM58 172V171H57ZM62 172V171H61ZM72 172V171H71ZM74 172V171H73ZM79 172V171H78ZM110 172V171H109ZM114 172V171H113ZM127 172V171H126ZM165 172V171H164ZM192 172V170L190 171ZM248 172V171H247ZM7 173V172H6ZM14 173V172H12ZM49 173V172H48ZM93 173V172H92ZM112 173V172H111ZM203 173V172H202ZM224 173V172H222ZM250 173V171L248 172ZM253 171L250 173L252 175ZM41 174V172H40ZM66 174V173H65ZM157 174V172H156ZM155 174V175H156ZM7 175V174H6ZM23 175V174H21ZM37 175V176H38ZM55 175V174H54ZM60 175V174H59ZM64 175V174H63ZM107 175V174H106ZM105 175V176H106ZM113 175V174H112ZM110 175V176H112ZM178 175V176H179ZM200 175V174H199ZM205 175V174H204ZM256 175V174H255ZM257 175H258V172H257ZM8 176H11V175H8ZM36 176V177H37ZM40 176V175H39ZM38 176V177H39ZM57 176V175H56ZM62 176V175H61ZM67 176V175H66ZM71 176V175H70ZM226 176V175H225ZM259 176V175H258ZM261 176V175H260ZM259 176V177H260ZM37 177V178H38ZM118 177V176H117ZM171 177V176H170ZM177 177V176H176ZM175 177V178H176ZM255 177V176H254ZM258 177V178H259ZM263 177V176H262ZM7 178V177H5ZM30 178V177H29ZM28 178V180H30ZM61 178V177H60ZM67 178V177H66ZM91 178V177H90ZM102 178V177H101ZM113 178V177H112ZM119 178V177H118ZM128 178V177H127ZM138 178V177H137ZM136 178V180H138ZM157 178V176H156ZM169 178V177H168ZM167 178V179H168ZM172 178V180H173ZM200 178V177H199ZM2 179H4V177H2ZM17 179V178H16ZM19 179V178H18ZM36 179V178H35ZM65 179V178H64ZM75 179V178H74ZM79 179V178H78ZM116 179V177H115ZM166 179V178H165ZM190 179V178H189ZM205 179V178H204ZM1 180V179H0ZM9 180V178H8ZM103 180V179H102ZM134 180V179H133ZM140 180V179H139ZM202 180V179H201ZM5 181V180H4ZM59 181V180H58ZM69 181V180H68ZM193 181V180H192ZM205 181V180H204ZM208 181V180H207ZM6 182V181H5ZM4 182V183H5ZM10 182V181H9ZM133 182V181H132ZM138 182V181H137ZM136 182V183H137ZM154 182V181H153ZM180 182H181V179L180 180H173L171 182V185H173V187H179V186H182L180 185ZM203 182V180H202ZM142 183V182H141ZM167 183V181H166ZM187 183V182H186ZM14 184V183H13ZM16 184V183H15ZM75 184V183H74ZM116 184V183H115ZM114 184V185H115ZM139 184V183H138ZM143 184V183H142ZM151 184V183H150ZM185 184V183H184ZM204 184V183H203ZM38 185V183H37ZM53 185V184H52ZM113 185V186H114ZM118 185V184H117ZM132 185V184H131ZM134 185V184H133ZM136 185V184H135ZM134 185V186H135ZM205 185V184H204ZM257 185V184H256ZM15 186V185H14ZM78 186V185H77ZM86 186V185H84ZM112 186V185H111ZM165 186V185H164ZM164 186L163 188L160 187L157 189L156 192H154L157 196H160L162 194H164ZM168 188H169V184H167ZM192 185H188V187L186 188H190ZM214 186V185H213ZM255 186V184H254ZM12 187V186H11ZM58 187V186H57ZM92 187V186H91ZM96 187V186H95ZM130 187V186H128ZM185 187V186H184ZM252 187V186H251ZM257 187V186H256ZM36 188V187H35ZM135 188V187H134ZM133 187H131L130 190L134 191V190H137L136 188L134 189ZM147 188L146 186H144V189ZM260 188V187H259ZM257 188V189H259ZM55 189V188H54ZM71 189V188H70ZM178 189V188H177ZM191 189V188H190ZM193 189V188H192ZM249 188H246L245 190H247ZM254 189V187H253ZM15 190V189H14ZM20 190V189H19ZM59 190V189H58ZM98 190V189H97ZM179 190H180V187H179ZM182 190V188H181ZM180 190V193L178 195V193L174 194V196H176V198H173V199H177L176 201H184L185 203L183 205H177L179 207L176 206V208L178 210L175 209V207L173 206V203L171 205V203H167L165 202L164 204H158L157 202L155 201H152L150 200L151 204L152 205H149L147 208H149V210L152 212H154L155 214H157L158 211H162V209H166V210H175V211H178L180 213H183L185 208H184V205L186 203L189 202V199L187 198H183L185 197L184 194L181 192ZM21 191V190H20ZM57 191V190H56ZM75 191V190H74ZM139 191V190H138ZM141 191V190H140ZM146 192V190H144ZM168 191V190H167ZM175 191V190H174ZM183 191H184V188H183ZM249 191V190H247ZM257 191V190H256ZM260 191V190H259ZM35 192L37 193V195L39 194V189L37 188L35 190ZM50 192V191H49ZM91 192V191H90ZM137 192V191H136ZM135 191L133 193H129L127 192V194L123 191V196H126L128 198H134L136 195L134 193H136ZM186 192V191H184ZM254 192V190H251V193ZM26 193V192H25ZM153 193V192H151ZM195 193V191H194ZM208 193V192H207ZM247 193V192H246ZM244 192V194H246ZM259 193V192H258ZM63 194V193H62ZM154 194V195H155ZM225 194V193H224ZM237 194V193H236ZM243 194V193H242ZM243 194V195H244ZM255 195V193H253ZM12 195V194H11ZM75 195V194H74ZM73 195V196H74ZM93 195V194H92ZM140 195V194H139ZM231 195V194H230ZM247 195V194H246ZM250 195V193L248 194ZM258 195V194H256ZM16 196V195H15ZM87 196V195H86ZM112 196V195H111ZM121 196V195H119ZM134 196V197H133ZM147 196V195H146ZM149 196V195H148ZM173 196V197H174ZM233 196V195H232ZM264 196V195H262ZM37 197H40L37 196ZM110 197V196H109ZM115 197V201H118L117 199V196H114ZM114 197L112 199H114ZM142 197V196H141ZM151 197V196H150ZM154 197V196H153ZM235 197V196H234ZM239 197V196H238ZM253 197V196H252ZM260 197V195H259ZM55 198H59L58 195L57 197ZM84 198V196H83ZM93 198V197H92ZM95 198V197H94ZM121 197H119V200H120ZM124 198V197H123ZM143 198V197H142ZM237 198V197H236ZM256 198V197H255ZM258 198V197H257ZM31 199V198H30ZM38 198H36V205L39 203ZM70 199V198H69ZM73 199V198H72ZM81 199V198H80ZM90 199V198H89ZM230 199V198H228ZM243 198H240L239 200H241ZM246 199V198H245ZM54 200V199H53ZM57 200V199H56ZM54 200V201H56ZM76 200V199H75ZM78 200V199H77ZM123 200V199H122ZM129 201H131L130 199H127ZM170 200V199H169ZM220 200V199H219ZM227 200V198H226ZM225 200V201H226ZM231 200V199H230ZM236 200V199H235ZM249 200V198H248ZM247 200V201H248ZM252 200V199H251ZM256 200V199H255ZM259 200V198L257 199ZM53 201V202H54ZM81 201V200H79ZM88 201V200H87ZM137 201V200H136ZM143 201V200H142ZM157 201V200H156ZM238 202V200H236ZM235 201V202H236ZM242 204L243 205V201H246V200H241ZM262 201H264V197L262 199ZM74 202V201H73ZM92 202V201H91ZM111 202V200H110ZM120 202V201H119ZM215 202V201H214ZM232 202V201H231ZM234 202V201H233ZM234 202V203H235ZM240 202V201H239ZM254 202V200L252 201ZM252 202H247V204L245 205V207L250 208L249 212L244 209V206H243V210L244 212H239V213H236V215L234 214V217L236 218H250L251 214L254 216L252 217V219H258L259 216H261L262 213L261 211L263 210L264 211V205H260L259 208H255L257 209L256 211H252L250 212L252 209H254V207H257L259 204H257V206H253ZM260 202V200H259ZM56 203V202H55ZM75 203V202H74ZM79 203V202H78ZM77 203V204H78ZM84 203V202H83ZM86 203V202H85ZM112 203V202H111ZM114 203V202H113ZM127 203V202H126ZM192 203V202H191ZM194 203V202H193ZM219 203V202H218ZM47 209L49 211V213L51 211H53V206H52V203H51V200L49 199L48 202H47ZM50 204V205H49ZM76 204V205H77ZM88 204V203H87ZM121 204V203H120ZM198 204V203H197ZM212 204V203H211ZM217 204V203H216ZM237 204V203H236ZM262 204V203H261ZM264 204V203H263ZM37 205V206H38ZM54 205V204H53ZM57 205V204H56ZM90 205V204H89ZM88 205V207H89ZM117 205V204H116ZM147 205V204H146ZM220 205V203H219ZM255 205V203H254ZM40 206V205H39ZM72 206V205H71ZM79 206V205H78ZM83 206V205H81ZM86 206V205H85ZM216 206V205H215ZM236 206V205H235ZM234 206V207H235ZM239 206V205H237ZM55 207V206H54ZM129 207V206H128ZM197 207V206H195ZM213 207V206H212ZM224 207V206H223ZM232 207V208H234ZM262 207V208H260ZM81 208V207H80ZM83 208V207H82ZM91 208V207H89ZM146 208V207H145ZM146 208V209H147ZM184 208V210H183ZM220 208V207H219ZM222 208V207H221ZM238 208V209H237ZM37 211L39 212V208L37 207ZM60 209V208H59ZM68 209V208H67ZM79 209V207H78ZM86 209V207H85ZM83 209V210H85ZM112 209V208H111ZM204 209V208H203ZM216 210V208H214ZM218 209V208H217ZM242 210V208H240ZM239 207H236L235 211H239L240 210ZM58 210V209H56ZM114 210V209H113ZM183 210V211H182ZM187 210V208H186ZM211 210V209H210ZM13 211V210H12ZM86 211V214L88 213L87 210ZM84 211V212H85ZM148 211V212H150ZM174 211V213H175ZM221 211V209H220ZM261 214H260V212ZM60 212V211H59ZM79 212V211H78ZM82 212V211H81ZM82 212V213H84ZM164 212V211H163ZM162 212V213H163ZM186 212V211H185ZM223 212V211H221ZM54 213V212H53ZM97 213V212H96ZM99 213V212H98ZM161 213V214H162ZM165 213V212H164ZM163 213V215H164ZM172 213V211L170 212ZM229 213V212H227ZM235 213V212H234ZM36 214V213H35ZM105 214V213H104ZM147 214V213H146ZM186 214V213H184ZM231 214V213H230ZM39 215V214H38ZM36 215V216H38ZM58 215V214H57ZM136 215V214H135ZM138 215V214H137ZM154 215V214H153ZM166 215V213H165ZM181 215V214H180ZM179 216V218L182 216ZM220 212L218 210V212L216 214L213 215V217H220ZM67 216V215H66ZM86 216V215H85ZM96 216V215H95ZM98 216V215H97ZM152 216V215H151ZM225 216V215H224ZM230 216V215H229ZM228 216V217H229ZM51 217V216H50ZM53 217H54V214H53ZM92 217V216H91ZM90 217V218H91ZM137 217V216H136ZM163 217V216H162ZM161 217V218H162ZM166 217V216H164ZM169 217V216H168ZM223 217V216H222ZM89 218V217H88ZM96 218V217H95ZM103 218V216H102ZM108 219V217H106ZM138 218V217H137ZM140 218V217H139ZM154 218V217H153ZM174 218V217H173ZM190 218V217H189ZM203 218V217H202ZM212 218V217H211ZM235 218V219H236ZM54 219V218H53ZM57 219V218H56ZM55 219V220H56ZM62 219V218H60ZM68 219V218H67ZM104 219V218H103ZM136 219V218H135ZM164 219V218H163ZM217 219V222L219 221V218H216ZM234 219V221H236ZM260 219V218H259ZM22 220V219H21ZM36 220V219H35ZM34 220V222H35ZM159 221V219H157ZM166 220V219H165ZM175 220V219H173ZM172 220V221H173ZM222 220V219H221ZM230 220V219H229ZM233 220V219H232ZM83 221V220H81ZM104 221V220H103ZM138 221V220H137ZM179 221V219H178ZM231 221V220H230ZM239 221V220H237ZM16 222V221H15ZM20 222V220H19ZM23 222V221H22ZM32 222V221H31ZM38 222V221H37ZM54 222V221H53ZM107 222V221H106ZM106 222H104L106 224ZM110 222V221H109ZM108 222V223H109ZM157 222L156 220L154 221V223ZM170 222V221H169ZM177 222V220H176ZM210 222V221H209ZM214 222V220H213ZM92 223V222H91ZM116 223V222H115ZM114 223V224H115ZM160 223V221H159ZM158 223V224H159ZM173 223V222H172ZM239 223V222H237ZM38 224V223H37ZM72 224V223H71ZM119 224V223H118ZM156 224V223H155ZM154 224V225H155ZM155 225V229L157 228ZM171 224V223H170ZM174 224V223H173ZM176 224V223H175ZM212 224V223H211ZM211 224L208 223V226H211ZM219 224V223H217ZM236 224V223H234ZM36 225V223H35ZM89 225V224H88ZM91 225V224H90ZM110 225V224H109ZM160 225V224H159ZM234 226L232 224V221H231V224L229 222V226ZM237 225V224H236ZM13 226V225H12ZM21 226V225H20ZM33 226V224H32ZM59 226H62V225H59ZM58 226V227H59ZM171 226V225H170ZM183 226V225H182ZM207 226V230H208V227ZM215 225L213 224V227ZM218 226V225H217ZM38 228V226H35V228ZM57 227V226H56ZM109 227V226H107ZM122 227V226H121ZM154 227V226H153ZM176 227L179 229L180 225L178 223V226L176 225ZM18 228V226H17ZM149 228V227H148ZM152 228V227H151ZM162 228V227H161ZM166 229V226L164 227ZM163 228V229H164ZM192 227L190 226V229ZM238 228L242 229L241 225H237V229L235 228V230H239ZM79 229V228H78ZM84 229V228H83ZM89 229V228H88ZM121 229V228H120ZM147 229V228H146ZM157 229H160V228H157ZM168 229V228H167ZM176 229V228H175ZM174 229V230H175ZM256 231L254 230H250V231H246L247 234H245V231H240L239 234H240V238L242 239V243H241V246L240 245H235V246H226V250H223L222 252H215L213 253L212 252V249L209 250V248L211 247V242H216L218 240H220L222 237V232L218 230H214L212 231V229L210 228V230L208 231H204V228L202 231H199V233L196 235V238L195 239H189L188 242H185L184 240V244H177L174 245L171 250H169V253L166 255H164V257H157L158 259L161 260V262L159 264H264V245L262 243H264V234H262L259 229H264V221L261 223L259 222L256 226ZM39 230V228H38ZM37 230V231H38ZM80 230V229H79ZM98 230V232H97ZM96 230V233L95 234H98L100 236V233H102V231L105 230V225H100L99 228ZM153 230V229H152ZM194 230V228H193ZM36 231V232H37ZM91 231V230H90ZM121 231V230H120ZM120 231H119V234H120ZM124 231V230H123ZM127 231V230H125ZM158 231V230H156ZM164 231V230H162ZM161 231V232H162ZM170 231H171V228H170ZM185 231V230H184ZM187 231V229H186ZM192 232V229L190 230ZM190 231H188L190 233ZM17 232V230H16ZM67 232V231H66ZM82 232V230H81ZM80 232V233H81ZM111 232V230H110ZM122 232V231H121ZM165 232V231H164ZM243 232V233H242ZM22 233V232H21ZM68 233V232H67ZM78 233V232H77ZM76 233V234H77ZM104 233V232H103ZM137 233V232H136ZM149 233V232H148ZM157 233V232H156ZM160 233V232H159ZM181 233H184V232H181ZM187 233V232H186ZM185 233V234H186ZM71 234V233H70ZM110 234V233H109ZM117 234V233H115ZM114 234V235H115ZM150 234V233H149ZM180 234V233H179ZM118 235V234H117ZM117 235H115V237L113 236L112 238H117ZM124 235V234H123ZM122 235V236H123ZM158 235V234H157ZM192 235V234H191ZM23 236V235H22ZM34 236V235H32ZM75 236V235H74ZM77 236V235H76ZM79 236V235H78ZM95 236V235H94ZM102 236V235H101ZM119 236V235H118ZM194 236V235H193ZM192 236V237H193ZM58 237V236H57ZM64 237V236H63ZM106 237V236H105ZM142 237V236H141ZM177 237V235H176ZM175 237V238H176ZM187 237V236H186ZM24 238V237H23ZM82 238V237H81ZM92 238V237H91ZM101 238V237H100ZM121 238V237H120ZM119 238V239H120ZM132 238V237H131ZM6 239V238H5ZM10 239V237H9ZM25 239V238H24ZM43 239V238H42ZM62 239V238H61ZM66 239V238H65ZM71 239V238H70ZM102 239V238H101ZM111 239V238H110ZM129 239V237H128ZM133 239V238H132ZM164 239V238H163ZM168 239V238H167ZM179 239V238H178ZM244 239V240H243ZM98 241L100 240L99 237L97 239ZM246 240V241H245ZM43 241V240H42ZM112 242H114L115 240H111ZM108 243V241H106ZM116 242V244H115ZM114 243H112L113 245H111V247H109L107 249V254L106 255H109V254H112L114 253L117 254V249L116 247H118L119 245V241H115ZM246 242V245H248V247L244 248L243 245L244 243ZM258 242V244H257ZM5 243V241L3 242ZM2 243V244H3ZM102 243V242H101ZM106 243V244H107ZM182 243V242H181ZM256 243V244H255ZM6 244V243H5ZM222 246H224V243H222ZM253 246V248L251 247V245ZM4 245V244H3ZM7 245V244H6ZM105 245V243H104ZM144 245V244H143ZM169 245V244H168ZM11 246V245H10ZM60 246V245H57V247ZM71 246V245H70ZM12 247V246H11ZM10 247V248H11ZM67 247V246H66ZM90 247V246H89ZM104 248V246H102ZM135 247V246H134ZM243 247V248H242ZM6 246H3L2 249H4L3 251L5 252V250H7L6 252H8V249L6 248ZM9 248V250H10ZM33 248V247H32ZM102 248V249H103ZM199 248V250H198ZM231 248V249H230ZM242 248V249H241ZM1 249V250H2ZM36 250L38 248H35ZM60 249V248H59ZM90 249V248H89ZM106 249H104L105 251L102 252V254L100 253L101 252V249L99 250V254L98 255H104L103 253L106 252ZM129 249V248H128ZM163 249V248H161ZM165 249V248H164ZM168 249V247H167ZM15 250L16 248H11V250L9 251V253L7 254H4V258L3 259H7L9 257V259L12 257L14 258L15 257ZM32 250V249H31ZM34 250V249H33ZM78 250V249H77ZM85 250V249H84ZM131 250V249H130ZM199 252H198V251ZM209 250V251H208ZM27 250H25L24 252L25 253H20V255L17 256L16 258V261L17 262H21V261H25L26 257H27ZM58 248L56 247H52L49 246V248L47 249V252L44 253L45 255H47V258H49V260H53V256H52V253H58ZM119 251V250H118ZM196 251V252H194ZM98 252V251H97ZM196 253V254H193ZM209 252H212V253H209ZM2 253V252H1ZM39 253V252H38ZM43 254V257L45 256ZM159 254V253H158ZM3 255V253H2ZM5 255H8V256H5ZM39 255V254H38ZM57 255V254H56ZM118 255V254H117ZM161 255V256H163ZM42 257V256H41ZM46 257V256H45ZM190 258L188 259V261L182 259V261L179 263V261L181 260L180 258ZM100 258V257H99ZM106 258V256H103V258L101 257V259H104ZM81 259V258H80ZM4 260V261H5ZM14 262L15 259H13ZM57 260H59L57 258ZM99 261V259H97ZM9 262L11 260H8ZM8 261L6 264H8ZM93 261V260H92ZM97 261V262H98ZM101 261V260H100ZM115 261V260H114ZM58 262L61 263V261L59 260ZM135 262V261H134ZM3 263V262H2ZM11 263V262H10ZM24 263V262H22ZM33 263V262H32ZM57 263V262H56ZM106 263V262H105ZM137 263V262H136ZM143 263V262H142ZM154 263V262H153ZM50 264V263H49ZM101 264V262L99 263ZM149 264V263H148Z\"/></svg>","mask_w":264,"mask_h":264},{"label":"built area","instance_id":"obj_3","mask_svg":"<svg viewBox=\"0 0 264 264\" xmlns=\"http://www.w3.org/2000/svg\"><path fill=\"white\" fill-rule=\"evenodd\" d=\"M105 3V8L100 15L92 16L88 21L95 29L105 28L107 21L113 15V11L110 10L111 3L107 0ZM28 56L31 61L28 59L27 63L31 68L24 78V83L27 86L24 96L22 95L20 104L16 105L15 109L11 106L12 104L6 102L5 96L0 97V114L6 116L11 115L12 110L13 113L18 111L20 120L34 122L41 113L51 109L54 93L58 90L62 91L66 86L67 76L73 77L77 71L74 30L70 26L59 27L56 36L49 35L43 45L29 53ZM5 119L13 129H19L14 126V121ZM67 254L66 250L60 251L59 260L65 261Z\"/></svg>","mask_w":264,"mask_h":264},{"label":"crops","instance_id":"obj_4","mask_svg":"<svg viewBox=\"0 0 264 264\" xmlns=\"http://www.w3.org/2000/svg\"><path fill=\"white\" fill-rule=\"evenodd\" d=\"M7 1V0H6ZM4 4H5V2L3 3V6H4ZM62 8H64V7H62ZM76 10V9H75ZM120 10V17H121V20L123 21V23H125V25H126V27H128L130 30H136V28H138V21L136 20V19H134V18H136V15H135V10H132V8L130 7V5H128V9H126V8H122V9H119ZM129 12H128V11ZM3 12L5 11L4 10V7H3V10H2ZM7 12L5 11L4 13H3V15L4 14H6ZM4 17V16H3ZM77 21H78V19H77ZM67 22V21H66ZM68 23V22H67ZM55 27H56V25H55ZM56 29H58V27L56 28Z\"/></svg>","mask_w":264,"mask_h":264}]
</instances>
